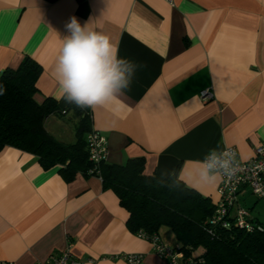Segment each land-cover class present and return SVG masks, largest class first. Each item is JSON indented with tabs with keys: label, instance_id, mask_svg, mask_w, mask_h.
Wrapping results in <instances>:
<instances>
[{
	"label": "crops",
	"instance_id": "crops-1",
	"mask_svg": "<svg viewBox=\"0 0 264 264\" xmlns=\"http://www.w3.org/2000/svg\"><path fill=\"white\" fill-rule=\"evenodd\" d=\"M71 17L108 35L136 65L129 89L87 108L90 129L107 138L106 162L141 158L144 174H176L214 203L217 173L215 184L191 186L208 179L206 155L235 146L247 160L264 143V0H0V71L26 55L40 64L34 98L65 109L45 120L63 143L76 140L78 117L58 98L54 67ZM240 204L264 226V197L245 188ZM127 218L100 177L68 181L32 153L0 148V261L39 264L69 245L75 257L95 259L83 264H129L111 258L129 253L142 254L139 264H167ZM166 230L162 241L176 244Z\"/></svg>",
	"mask_w": 264,
	"mask_h": 264
},
{
	"label": "trees",
	"instance_id": "trees-1",
	"mask_svg": "<svg viewBox=\"0 0 264 264\" xmlns=\"http://www.w3.org/2000/svg\"><path fill=\"white\" fill-rule=\"evenodd\" d=\"M41 70L40 64L26 55L17 68L0 71V148L12 146L32 153L43 168L58 166L68 181L76 173L99 176L103 187L111 189L128 212L126 223L131 231L160 237V227L166 226L176 244L187 255L203 259L204 264H264V226L254 217L251 231L210 224L214 203L176 174L146 175L141 158L123 165L104 161L90 173L94 165L84 138L90 129L88 110L70 104L78 117L73 143L65 144L49 134L46 118L65 109L52 97L41 102L34 98Z\"/></svg>",
	"mask_w": 264,
	"mask_h": 264
},
{
	"label": "clouds",
	"instance_id": "clouds-1",
	"mask_svg": "<svg viewBox=\"0 0 264 264\" xmlns=\"http://www.w3.org/2000/svg\"><path fill=\"white\" fill-rule=\"evenodd\" d=\"M68 35L56 59L54 74L58 81L60 97L80 108L104 105L124 90L130 88L136 65L118 56V49L110 37L90 27L81 25L76 17L65 24ZM210 154L222 159L220 181L227 182L239 168L235 153L229 149ZM215 173L209 169L208 179L200 185L215 184Z\"/></svg>",
	"mask_w": 264,
	"mask_h": 264
},
{
	"label": "built area",
	"instance_id": "built-area-1",
	"mask_svg": "<svg viewBox=\"0 0 264 264\" xmlns=\"http://www.w3.org/2000/svg\"><path fill=\"white\" fill-rule=\"evenodd\" d=\"M166 1L172 3V0ZM201 96L204 99H210L212 93L209 90H204L201 92ZM64 113L65 111L62 112V114ZM85 140L89 159L94 165L89 172L93 173L96 167L107 159V138L99 131L91 129L86 134ZM226 148L235 153V159L239 168L233 177L227 179V182L219 181L217 188L218 197L214 202V212L209 221L213 225H221L223 227L234 226L251 231L254 227L253 216L248 208L240 204V195L245 188H248L255 197H264V143L254 148L253 155L248 160L239 159L238 150L235 146H227L221 151H224ZM222 159L217 160L215 156L208 153L204 160L207 171L211 169L214 173L221 176ZM137 235L147 239L151 243L152 251L158 257L164 259L167 264H204L203 259L187 255L178 244H165L156 233L150 235L143 230H139ZM119 257L129 264H139L142 260V254L137 253L115 255L111 258ZM94 260L92 258L81 259L75 257L68 245L64 250L51 254L39 264H83ZM0 264L8 263L0 261Z\"/></svg>",
	"mask_w": 264,
	"mask_h": 264
},
{
	"label": "rangeland",
	"instance_id": "rangeland-1",
	"mask_svg": "<svg viewBox=\"0 0 264 264\" xmlns=\"http://www.w3.org/2000/svg\"><path fill=\"white\" fill-rule=\"evenodd\" d=\"M65 144H69V143H65ZM160 229H162V231H163L164 229H167L166 231H170V229H169L168 227H166V226H161Z\"/></svg>",
	"mask_w": 264,
	"mask_h": 264
}]
</instances>
